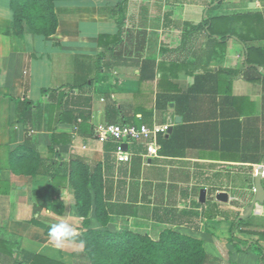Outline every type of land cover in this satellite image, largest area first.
<instances>
[{
	"label": "crops",
	"instance_id": "1",
	"mask_svg": "<svg viewBox=\"0 0 264 264\" xmlns=\"http://www.w3.org/2000/svg\"><path fill=\"white\" fill-rule=\"evenodd\" d=\"M54 12L53 34L18 33L0 0V264H89L81 242L57 247L46 229L65 221L78 235L155 239L173 210L183 221L174 230L202 240L204 264H264V201L253 190L264 165V0H55ZM183 121L199 128L169 139ZM103 122L168 125L158 141L167 137L169 152L148 157L144 142L126 143L120 161L118 145L91 134ZM26 136L41 158L33 175L9 166ZM72 157L101 164L118 210L105 226L94 202L83 226L68 179L50 177Z\"/></svg>",
	"mask_w": 264,
	"mask_h": 264
},
{
	"label": "trees",
	"instance_id": "2",
	"mask_svg": "<svg viewBox=\"0 0 264 264\" xmlns=\"http://www.w3.org/2000/svg\"><path fill=\"white\" fill-rule=\"evenodd\" d=\"M54 1L10 0V7L13 12L14 25L17 32L20 33L26 29L29 32L43 36L53 34L57 27ZM210 28L211 26H208L209 33H211ZM226 37L227 35L218 38L225 39ZM237 38L245 44L246 39L242 37ZM253 48L251 46L245 48L247 52L246 60H248V55ZM202 75H196L195 81L197 83H199ZM191 92H194V90L192 89ZM182 97H189V93L188 95H182ZM188 102L190 103L189 100ZM28 118L29 112L25 110L22 119L26 121ZM184 122L174 127L173 133L169 135V139H174L178 135H181L183 138L189 133L190 128H194L195 130L199 128V125H188L190 123ZM130 124L139 125L140 123ZM91 134L93 135V130H91ZM159 137L163 138L158 141L160 143L158 152L160 154H167L169 152L168 139L164 136ZM54 141L56 143L55 138L53 139ZM107 142L113 143L116 146L118 145L114 141ZM48 151L51 155L59 156V152L56 151L53 144L48 147ZM40 161L41 158L37 146L29 136H26L23 144L14 152H11L9 156V166L14 173L33 175L37 172ZM64 166L65 169L62 170L63 174L60 171H55L50 174V177L62 176L68 179V183L73 191L77 212L82 217V225L88 226L89 220L87 214L92 202H94L96 219L101 225L105 226L108 223L110 214L118 210L115 209L116 205L105 199L101 164L90 166L81 157H72ZM54 202L63 207L59 200L55 199ZM123 207H130V205H123ZM172 212L174 213H170L165 222H172L173 225L164 227L155 239L146 233L131 230L110 232L107 230L86 229L81 234H76L72 240L83 244V251L89 264H204L206 254L202 240L175 231L173 226L183 222L180 220L182 211L173 210ZM193 224L194 226H198V222ZM46 230L49 232V229ZM38 261L42 262L39 263ZM18 262L22 264V261L19 259ZM30 264L60 263L33 256Z\"/></svg>",
	"mask_w": 264,
	"mask_h": 264
},
{
	"label": "built area",
	"instance_id": "3",
	"mask_svg": "<svg viewBox=\"0 0 264 264\" xmlns=\"http://www.w3.org/2000/svg\"><path fill=\"white\" fill-rule=\"evenodd\" d=\"M168 128V125L148 126L147 124L134 125L130 123L103 122L94 125L93 137L100 143L107 141L116 142L120 149L117 158L123 161L126 159V154L120 148V144L142 141L145 144L146 156L153 157L157 155L160 148L158 135L166 133ZM258 173L264 174V165H260Z\"/></svg>",
	"mask_w": 264,
	"mask_h": 264
},
{
	"label": "water",
	"instance_id": "4",
	"mask_svg": "<svg viewBox=\"0 0 264 264\" xmlns=\"http://www.w3.org/2000/svg\"><path fill=\"white\" fill-rule=\"evenodd\" d=\"M177 122L180 121V117H176L175 119ZM171 131V127L168 128L167 132H170ZM126 143H122L120 144V148L122 150H125L126 151ZM254 192H255V198L254 200L255 201H258V202H263L264 201V189L261 185V173H257L254 177ZM204 197H205V189L202 188L199 192V200L201 202L204 201ZM215 199L219 202H222V203H228L229 201V193L226 192V191H216L215 192Z\"/></svg>",
	"mask_w": 264,
	"mask_h": 264
},
{
	"label": "clouds",
	"instance_id": "5",
	"mask_svg": "<svg viewBox=\"0 0 264 264\" xmlns=\"http://www.w3.org/2000/svg\"><path fill=\"white\" fill-rule=\"evenodd\" d=\"M49 238L57 247L62 246L66 241L76 236V229L65 221L53 224L49 227Z\"/></svg>",
	"mask_w": 264,
	"mask_h": 264
}]
</instances>
